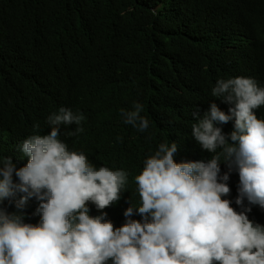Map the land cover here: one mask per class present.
Here are the masks:
<instances>
[{
	"label": "trees",
	"instance_id": "16d2710c",
	"mask_svg": "<svg viewBox=\"0 0 264 264\" xmlns=\"http://www.w3.org/2000/svg\"><path fill=\"white\" fill-rule=\"evenodd\" d=\"M235 77L264 87V0H0V161L26 165L20 145L51 131V113L61 107L82 113L84 131L69 137L76 125L61 126L59 138L94 166L128 174L121 200L104 210L120 227L129 198L139 205L134 178L160 143H177V162L215 155L192 137L193 114L203 116L213 101L227 112L230 106L211 92L218 80ZM137 102L150 122L143 133L121 116ZM256 113L264 119V106ZM218 126L230 133L234 120ZM226 172L221 163V176ZM228 184L224 198L244 210L235 203L237 170ZM39 203L31 198L23 209L8 201L4 207L38 224ZM244 205L264 225V208Z\"/></svg>",
	"mask_w": 264,
	"mask_h": 264
},
{
	"label": "clouds",
	"instance_id": "9594fccd",
	"mask_svg": "<svg viewBox=\"0 0 264 264\" xmlns=\"http://www.w3.org/2000/svg\"><path fill=\"white\" fill-rule=\"evenodd\" d=\"M211 94L230 107L225 112L213 101L203 116L194 112L192 137L215 155L177 162V143H160L134 178L139 205L129 198L120 227L104 210L121 200L128 174L96 167L61 141V126L76 125L69 137L84 131L82 113L64 107L51 113V131L20 145L26 165L17 167L12 157L0 161V264H264V225L251 220L252 209L244 205L264 208V119L256 113L264 106V87L235 77L218 80ZM142 112L135 103L121 112L123 122L145 132L150 122ZM233 120L230 133L218 126ZM221 163L229 168L222 176ZM233 169L242 211L224 198ZM17 193L23 195L15 199ZM31 198L40 202L38 224L4 207L8 201L23 209ZM90 204L100 214L91 215Z\"/></svg>",
	"mask_w": 264,
	"mask_h": 264
}]
</instances>
